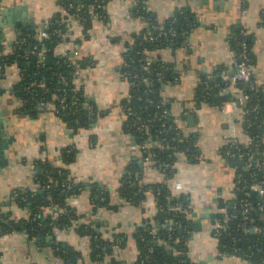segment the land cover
I'll list each match as a JSON object with an SVG mask.
<instances>
[{
  "label": "crops",
  "instance_id": "0c3cea01",
  "mask_svg": "<svg viewBox=\"0 0 264 264\" xmlns=\"http://www.w3.org/2000/svg\"><path fill=\"white\" fill-rule=\"evenodd\" d=\"M61 2L0 0V14L16 19L14 25H0V59L12 53L24 34L31 31L39 35L41 27L47 28L57 15L65 16ZM134 6L135 0H105L104 15H94L86 28L76 19L65 20L66 33L56 44L54 56L70 58L76 64L73 87L83 98L84 107L92 110L86 127H70L56 111L53 100L33 106L25 104L16 88L20 79L18 66L9 63L1 69L0 113L5 123L2 132L4 139L12 137L0 157L4 162L0 164L1 211L20 226L19 219L30 213L20 206L14 194L36 190V173L44 165L64 169L74 184L84 188L66 200L74 217L70 227L54 226L33 238L24 230L1 236L0 264H59L51 246L57 240L78 250L83 264H136L139 247L135 231L154 222L158 197L153 189L159 184L173 197L184 198L186 215L181 227L191 264H253L239 254L221 252L215 232L234 203L236 175L243 169L231 163L234 159L226 151L246 146L252 137L239 122L241 108L233 105L231 99L221 104L217 100L224 94L239 99L245 93L235 84L226 83L211 98L214 87L208 84L220 82L222 72H233L236 53L232 39L237 33H244L253 61V83L264 93V0H146L149 17L136 16ZM181 10L189 14L194 24L181 44L171 43L158 52L168 70L160 93L162 102L170 106L165 111L167 118L171 117L184 134L193 136L195 149L192 156L176 152L168 176L151 157L145 159V155L153 154L148 142H144L146 153L131 148L134 134L127 126L122 105L129 96L130 83L122 72V64L136 33L152 22L162 24L176 18ZM22 22L33 25L24 29ZM236 117L239 119L234 120ZM257 129L264 146V119ZM151 144L157 145L154 141ZM67 152L71 154L69 160ZM244 161L247 169L255 162L264 168V156L259 154ZM87 182L89 186L84 185ZM125 182H130L137 200L123 199L120 187ZM176 182L182 188H176ZM252 189L260 191L257 197L264 202V184ZM98 195L106 196V206L96 205ZM64 211L59 206H48L43 213L58 218ZM78 226L94 228L112 242L109 250L94 256L91 236L76 230ZM170 250L173 252V248Z\"/></svg>",
  "mask_w": 264,
  "mask_h": 264
},
{
  "label": "trees",
  "instance_id": "16d2710c",
  "mask_svg": "<svg viewBox=\"0 0 264 264\" xmlns=\"http://www.w3.org/2000/svg\"><path fill=\"white\" fill-rule=\"evenodd\" d=\"M62 5L65 7V16H56V18L48 25L45 30L48 31V36H37L35 32L24 34V42L16 43L12 49V53L7 55L5 59H0V69L4 68L9 63H14L19 68L20 79L16 85L18 96L25 100L24 103L28 106H33L52 101L55 105L56 111H63L65 115L62 119L72 128H83L89 125L90 120L87 115V108L84 107L83 98L80 93L75 91L72 83L74 68L69 66L73 62L70 58H60L54 56V48L57 43L61 41L62 35L66 33V19L80 17L81 24L84 28L89 27L90 19L96 16L104 15L105 0H61ZM146 0L140 3L135 2L134 14L136 16L149 17L150 13L146 11ZM194 24L193 19L189 14L181 10L178 16L174 19L165 22L157 23L152 22L150 26L143 28L135 34L134 41L129 51L124 55V63L122 64V72L127 71L130 74L126 76L130 83L129 96L123 100V108L126 113L128 110L136 111L137 116L140 117V122L136 125L141 128L135 129L131 127V121L134 116L127 115V126L130 127L134 134V141L136 143L148 142L152 151L151 159L155 165L160 167L168 176L172 172V163L175 160V153H185L187 156H192L195 146L193 145L194 139L192 135L184 134L180 129H174L175 123L171 117L160 119V115L169 110V104L162 102L160 87L162 81L167 77V69L159 57V50L163 47L172 45L171 43L181 44L186 33L191 29L190 25ZM163 25L162 34L158 35V29L153 26ZM175 29L176 33L171 36L167 31L169 28ZM58 30V33L55 31ZM155 37L153 40L149 39L147 32ZM148 32V33H149ZM236 35H239L237 33ZM22 38V39H23ZM241 41L246 44V50L250 57V63L253 64L250 54V46L247 36H241ZM232 47L236 56L243 50L242 46L236 44V40L232 39ZM44 54L50 58V63L45 64L39 61L40 55ZM150 58V64L146 65V60ZM160 73V74H159ZM133 74H138V77H133ZM149 78L153 85L149 88L145 85L142 78ZM214 92L211 93V98L215 92L223 88L226 83L223 81L214 84ZM240 88L242 93L248 94V100L240 104L241 118L239 122L245 126V130L249 135L254 136L258 134L259 140L255 142V149H264L262 136L257 129L258 124L264 119V93L260 87L253 83V74L250 82L239 81L235 83ZM29 87V88H28ZM28 88V89H27ZM31 88V89H30ZM60 88H65L70 96L67 98V106L61 109L58 96L60 95ZM206 91V90H205ZM205 91H203L205 93ZM230 94H224L217 100L221 104L225 100L234 98ZM258 106L256 110L253 108ZM74 109L75 112L73 111ZM73 111V112H72ZM92 118V117H91ZM79 119L77 124L75 121ZM256 119V122L250 126L248 123ZM164 121V125H161ZM154 141L156 144L152 145ZM241 150L246 153L245 160L253 155L252 152H247L248 146L241 145ZM68 160L71 158L69 152L66 153ZM256 156V155H255ZM168 163L169 166L164 168ZM251 164V163H250ZM261 164V163H260ZM256 163L251 165L248 169H239L241 173V189L235 190L232 207L228 208L227 215L225 216V227H221L223 219L219 226L217 234L220 243L221 252L226 253L232 247H237L245 250L246 247H251L252 253L249 258L251 263L261 264L264 259V211L258 209L257 202L261 198L253 192L252 186L259 184L258 181L264 182V168ZM250 173L255 174V179H251ZM65 180L74 184L70 178L67 177V172L56 166L44 165L36 173L35 181L37 182L36 190H25L15 192L16 201L20 206L26 207L29 210L27 218H20V226L16 227V223L9 218V214L1 211L0 209V227L2 230L0 234L8 233L14 230H24L29 238H33L38 234H44L57 226L58 228L70 227L73 222L71 219L73 213H70L66 200L68 197L78 193L76 187L68 191H63L61 181ZM244 181V182H243ZM50 185L49 187H46ZM81 186L80 184H74ZM84 188L83 186H81ZM153 189L158 197L157 213L154 217V222H148L145 226L136 229L137 243L139 247V257L136 264H191L187 256V248L185 245L186 234L183 232L185 221V206L183 196L173 197L168 189L159 184ZM42 190V193H39ZM120 193L124 200L135 201V191L130 182H125L120 187ZM103 196V195H102ZM98 195L96 205L106 206L107 199ZM102 198V199H101ZM247 199L252 205L250 216L254 218L255 222H248V226L255 225L256 231H244L241 226L244 220L240 215V200ZM263 201V199H262ZM181 206L174 210L172 206L176 203ZM48 206H59L65 208V211L60 214L58 218L53 217L52 214H44L43 211ZM44 214V215H43ZM235 215V216H233ZM35 217V220L32 218ZM73 217V218H72ZM224 218V217H223ZM40 223L41 225H39ZM179 224L180 226H177ZM175 227L174 230H169L168 226ZM78 231H83L91 236L92 247L94 248L92 254L96 253L102 255L107 252L112 245V242L104 239L100 234L95 232L94 228L88 226L75 227ZM230 232V235H229ZM82 233V232H80ZM169 234L171 237L169 238ZM233 237L236 240L233 241ZM117 241V239H115ZM225 245V248L222 245ZM53 253L60 264H83L80 261V252L70 246H64L63 242L54 241L52 244ZM260 247V250H256ZM151 248V251L149 250ZM173 248V252L170 250ZM175 251V252H174Z\"/></svg>",
  "mask_w": 264,
  "mask_h": 264
},
{
  "label": "built area",
  "instance_id": "2783aa9c",
  "mask_svg": "<svg viewBox=\"0 0 264 264\" xmlns=\"http://www.w3.org/2000/svg\"><path fill=\"white\" fill-rule=\"evenodd\" d=\"M141 1L142 0H135V2H138V3H140ZM73 19H76L78 21H81L82 20L78 16H75ZM156 29H158V35H160V34H162V31H163L164 28H163V25H160V26H157ZM56 32L58 33V30H56L55 33ZM167 32L171 36H173L176 33L175 29H173L171 27L168 29ZM48 34H49L48 31L44 29L37 36L46 37V36H48ZM242 35H244V33H240L239 35H235L233 37L236 40V44L243 47V50L238 54V56H236L235 68H234L233 72H231V73H225V72L223 73L222 72L219 75L221 81H223L225 83H228V84L229 83L235 84V83H237L239 81L250 82V79L252 77L253 68H252V64L249 61L250 60V57H249V54H248V52L246 50V44L243 41H241V36ZM154 38L155 37H153L151 35L149 36V39H152L153 40ZM23 42H24V38L23 39L21 38L17 43H23ZM44 58H45V56L41 54V57L39 58V61L42 63V61H44ZM145 64L146 65H149L150 64V58L146 60V63ZM75 65L76 64L74 62L69 63V66H71L72 68H75ZM0 72H1V69H0ZM123 73H124L125 76H127V75L130 74L127 71H123ZM133 77H136L137 78L138 77V74H133ZM142 80L144 81L145 85L147 87H149V88L153 85L152 81L149 78L143 77ZM58 90H60V92H61L60 95L58 96V100L60 102L61 109H64L67 106L66 100L70 96V94L68 92H66L67 90L65 88H60ZM248 98H249V95L248 94H243V96L239 97V99L231 100V103L233 105L237 106L236 105L237 102L241 104L242 102L248 100ZM22 101L24 102L25 100L22 99ZM45 103H47V102H45ZM41 104H44V103L41 102ZM257 108H258V106H255L253 109L256 110ZM75 110L76 109H74L73 111L75 112ZM57 112L60 113V110H57ZM60 114L62 116H64L65 115V112L62 111ZM87 115H88V118L90 119L92 117V110H88ZM127 115L134 116V119H132V121H131V127H134L135 129L141 128L140 127L141 125L140 126L136 125V124H138L140 122V117L137 116L136 111L128 110ZM167 116H168V113L167 112H164V113H162L160 115V119H166ZM236 119H239V117H236L234 120H236ZM75 122L78 124L79 123V119H76ZM229 122H231V120ZM255 122H256V119L253 120V121H250L248 123V126L254 124ZM161 125H164V121H162ZM174 129H178V127L174 126ZM256 140L257 141L259 140L258 134H254V136H252L251 139L249 140V142L247 143V146H248L247 152H252V154H259V155H261L263 157L264 156V152L259 151L258 149H255L254 148L255 142H257ZM131 148L134 149V150H138L139 152L146 153V148L147 147H146V144L144 142H141V143H136L135 142V143L132 144ZM226 154H227L228 157L233 158L234 160H245L246 159L245 158L246 154H250V153L244 152L243 150H241V148H235V151H231L230 152L229 150H227L226 151ZM150 157H151V155L150 156L149 155H145V159L146 160H150ZM162 165H164V168H166V167L169 166L168 163L162 164ZM249 176L251 177L252 180L255 179V174L254 173H250ZM241 179H242L241 178V173L238 172L237 175H236L235 190H240L242 188L241 185H240ZM258 183L259 184H257V185L264 184V182L262 180L258 181ZM61 184H62V187H63V189H62L63 191H68V190L73 189L75 187H76V190H78V191L82 190V187L81 186H76V185H74V184H72L70 182H67L65 180H62L61 181ZM49 186L50 185H47L46 187H49ZM174 186L176 188H179V189L182 188V186H181V184L179 182H176L174 184ZM253 186H255V185H253ZM36 188H37V185H36ZM168 198L169 199H171V198L173 199V196L172 195L171 196H168ZM257 205H258V209L260 211H264V202L262 201V199H261V201L257 202ZM180 206H181V204L178 203V202H176L172 206V208L174 210H176ZM252 208L253 207H252L250 201H248L247 199H241L240 200V215H241V218L244 220V224L241 226V229H243L244 231H251L252 229H253V232L256 231V226L254 224L251 225V226H248V224H247L248 222H252V223L255 222L254 221L255 219L250 216V211L252 210ZM233 216H235V215H233ZM0 219H1V216H0ZM32 220H35V217H33ZM225 221H227V219H225L222 222V224H221V227H223V228L226 225L225 224ZM38 224L41 225L40 223H38ZM177 226H180V225L178 224ZM168 229L169 230H174L175 227L172 226V225H169L168 226ZM218 229L219 228H217L215 230L216 234H218V232H219ZM1 230H2V228L0 227V231ZM4 234H6V233H4ZM4 234L3 233L0 234V237L3 236ZM229 235H230V232H229ZM170 237H171V234H169V238ZM234 240H236L235 237H233V241ZM263 246H264V244H263ZM222 247L225 248V245L223 244ZM260 249H261L260 247H257L256 248V250H260ZM149 250L151 251V248H149ZM251 253H252V249L249 246L246 247L245 250L240 249V248H237V247L234 246L228 252H226L225 254H234V255L235 254H239L245 260H248L249 261L250 260L249 258H251ZM253 264H257V263H253ZM261 264H264V259L261 262Z\"/></svg>",
  "mask_w": 264,
  "mask_h": 264
},
{
  "label": "water",
  "instance_id": "95a60500",
  "mask_svg": "<svg viewBox=\"0 0 264 264\" xmlns=\"http://www.w3.org/2000/svg\"><path fill=\"white\" fill-rule=\"evenodd\" d=\"M200 1H203V2H206L207 0H200ZM12 10V9H11ZM6 11H9V8H7L6 9ZM27 15V14H26ZM3 23L5 24V25H8V26H11V25H14L15 23H16V19L13 17V15L11 16V15H8L7 14V16H4L3 17V13H1L0 14V25H3ZM22 25H23V28L25 29V27H27V25L30 27V29H31V26L33 25L32 24V22H29V23H27V22H22L21 23ZM41 30H44V26H42L41 27ZM44 63L45 64H49L50 63V58L48 57H45L44 58ZM168 76V75H167ZM226 93H228V92H226ZM232 100H234L233 98H232ZM85 105V104H84ZM236 105L237 106H240V103H236ZM1 113H0V157H1V155H3L4 154V150L5 149H8V144L11 142V140H12V137H8V138H6V139H4L3 138V132L2 131H4V126H5V123H4V121L1 119ZM189 119H190V122L192 123V118H193V116L192 115H190L189 117H188ZM232 151H235V148H233L232 149ZM4 162H1L0 161V164H3ZM233 165H236V166H238V167H242L243 169H246V162L244 161V160H233L232 162H231ZM252 165H253V163H251ZM84 185H86V186H89L90 184L87 182V183H85ZM253 192L254 193H256V194H258V193H260V191L258 190H253ZM39 193L41 194L42 193V190H39ZM219 201H220V203H221V205H222V200L221 199H219ZM212 215H214V214H211V216ZM212 217H214V216H212ZM193 225V224H192ZM194 225H196V224H194ZM16 227H19V225L18 224H16ZM251 232H253V229L251 230Z\"/></svg>",
  "mask_w": 264,
  "mask_h": 264
}]
</instances>
